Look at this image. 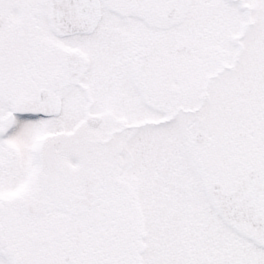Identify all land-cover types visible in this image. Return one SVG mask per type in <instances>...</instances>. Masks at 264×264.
I'll use <instances>...</instances> for the list:
<instances>
[{
    "label": "snow or ice",
    "instance_id": "obj_1",
    "mask_svg": "<svg viewBox=\"0 0 264 264\" xmlns=\"http://www.w3.org/2000/svg\"><path fill=\"white\" fill-rule=\"evenodd\" d=\"M0 264H264V0H0Z\"/></svg>",
    "mask_w": 264,
    "mask_h": 264
}]
</instances>
